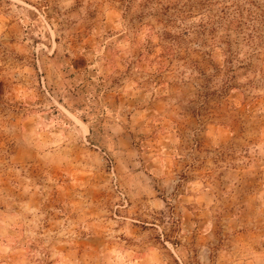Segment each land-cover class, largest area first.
<instances>
[{
    "label": "rangeland",
    "instance_id": "1",
    "mask_svg": "<svg viewBox=\"0 0 264 264\" xmlns=\"http://www.w3.org/2000/svg\"><path fill=\"white\" fill-rule=\"evenodd\" d=\"M171 1L0 0V264H264V0Z\"/></svg>",
    "mask_w": 264,
    "mask_h": 264
},
{
    "label": "trees",
    "instance_id": "2",
    "mask_svg": "<svg viewBox=\"0 0 264 264\" xmlns=\"http://www.w3.org/2000/svg\"><path fill=\"white\" fill-rule=\"evenodd\" d=\"M223 0H214L215 3L213 4H221ZM212 4L211 3V0H190V3H184V4H178V0H172L171 3H170V7H167V10H172L173 13H176V16L178 14V12H180V8H183L185 7L186 5L191 8L192 10H203L204 13H206V15H204L203 17V20L204 22L202 23L203 26H208V25H212L214 23L213 21V17H211L210 15H207L209 14L208 10H207V7ZM232 10L234 13H236L235 11H240L239 10V6L237 4V1L236 0H232ZM228 9V7L222 5L220 11L223 12V15L227 12H225L226 10ZM165 11V10H164ZM240 15V13H239ZM222 16H221V20H222ZM239 18V17H237ZM236 20H239L237 21L238 24H243V22L241 21V19H236ZM225 44H228V42L226 41ZM207 56L209 55L208 53L206 54Z\"/></svg>",
    "mask_w": 264,
    "mask_h": 264
}]
</instances>
